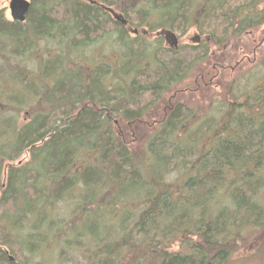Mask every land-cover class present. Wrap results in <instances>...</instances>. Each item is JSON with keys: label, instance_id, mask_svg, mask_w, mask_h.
<instances>
[{"label": "trees", "instance_id": "1", "mask_svg": "<svg viewBox=\"0 0 264 264\" xmlns=\"http://www.w3.org/2000/svg\"><path fill=\"white\" fill-rule=\"evenodd\" d=\"M114 14L146 34L131 38ZM25 20L0 10V221L14 225L6 234L0 223V264H16L7 253L32 211L33 255L46 247L57 259L65 247L82 264H226L245 248L264 264V49L259 70L206 106L175 99L196 64L198 85L211 84L209 46L264 24V0H32ZM191 28L210 38L177 50L148 39ZM39 42L52 61L22 66ZM157 106L166 109L133 145Z\"/></svg>", "mask_w": 264, "mask_h": 264}, {"label": "rangeland", "instance_id": "2", "mask_svg": "<svg viewBox=\"0 0 264 264\" xmlns=\"http://www.w3.org/2000/svg\"><path fill=\"white\" fill-rule=\"evenodd\" d=\"M29 1H32V0H29ZM8 3H9V0H0V10H2L4 12L5 17L10 20L11 17L9 14ZM117 12L121 13L119 11ZM23 23L26 24L27 20H25ZM129 27L132 29L136 28L138 32L137 35H139L143 30H145V29H141L140 27H137L133 21H130ZM127 30H128L129 36L131 38H134L135 33H132L130 29H127ZM172 32L176 34L178 41H179V43L177 42V48L175 50L185 45H191L193 47L200 46L204 40H208L210 38L208 35L201 34L199 31L196 30V28H191L187 30L186 32H182L180 30H173ZM196 37H198L197 40H195ZM156 38L158 37L152 36L148 39L151 42H154V39L155 41L158 40ZM160 38H161L163 47L164 46L168 47L169 44L165 45L163 36H161ZM30 39H33V38H30ZM5 40L7 41V36L0 34V48H2L5 45L6 43ZM229 41L230 42L226 44L225 46H223L221 49L217 48L216 46H212V45L209 46V50L211 51V58L210 59L208 58L206 62H203L204 60L202 61L203 62L201 64L202 67L207 68L204 70V72L207 73L206 79H210L209 81L211 82V84L209 83L210 85L208 86L206 85V83L202 82V84L198 85V79L196 78V76H194V74H192L193 70L197 69L199 66L196 64V67L194 66L195 68H192L189 75H187V77L180 83L179 86L181 88L180 90L181 93L177 95V97L175 98L176 100H180L181 102H184L187 105H190V107L191 106L194 107L196 105L198 106V104L206 106L207 104L210 103V98L215 97V96L221 97L222 94H225L226 90L228 93L229 87L232 86L233 83H235L236 80H239L243 75L249 76L250 74H253L254 70H259L258 61L261 57V53L263 51L262 49H264V24H262L256 29L249 31V33L244 34L242 37L230 38ZM257 42L261 44L260 49L256 51L252 50V48ZM100 43L101 41L95 42L93 44L94 49L98 48V51H101L99 47ZM42 46H45V45L44 43H40V42L39 44L34 45L35 48H33L30 53L28 52L30 57H25V58L23 57V61L21 62V65L26 66V68L28 69L34 70L37 68V62L39 60H46L48 57L49 60L52 61L53 54L48 56L47 52L45 51V47H42ZM109 47L113 48L115 51L117 50L116 46L109 45ZM49 48L51 51L54 50V44H50ZM103 48L104 50H107V48L105 47ZM5 51L7 53H10L11 51L10 47L9 48L7 47ZM11 62L14 63V61H11ZM1 63H2V60H0V64ZM61 63L63 65L65 61L61 60ZM211 71H214L215 76H209L211 74ZM169 95H170V92L165 95V98H167ZM174 95H175V92L172 93V96ZM171 100L172 102H175L173 98ZM168 101L171 103L170 99H168ZM25 108L26 106H24V108L21 110L19 115H17L19 119L28 118L27 109ZM165 109L166 108L164 107L160 108L159 106H157L150 110L147 116H145V118L143 119L142 124L138 129L137 134L140 138L134 139L133 145L137 146L136 145L137 143L142 142L143 138L145 139L144 136L146 134L144 133H146L148 129H152L151 127L155 126V125L150 126L149 123H152V121L158 120V119H154L153 117L155 115L159 117L161 111L164 112ZM150 116H152V118H148ZM17 159H21L22 162H25L29 159V154L26 153L23 156L20 155L18 158H15L14 160L16 161H14L13 164L16 165ZM3 177L4 176L2 175L1 178L4 179ZM25 218L26 216H22L20 220L23 221ZM15 219H17V217L13 218V220ZM27 221L22 222V224L21 222H18L20 223V225L18 223L16 224V227H15L16 232L19 233V236H20V240H19L21 243L20 248L19 250L9 249L10 251L7 253V255L12 257L13 262H15L16 264H24V263L25 264H52L53 261H55V264H82V262L80 261L79 253L69 248L67 249L65 247L64 248L59 247L56 249L57 259H55V257L53 256L54 253H52L51 250L46 249L44 245H43L44 248L39 249V251H41L44 255H42V253L40 252H35L33 255V247L32 248H29V247L33 245L38 249V247H40L38 244H40V241H41L38 236L33 237L31 229H30V227L33 226V222L37 224V221H33V211L31 212V214H29V219ZM0 223L1 225L4 226L5 228L4 231L6 234L7 232L12 234L14 225L12 227L10 224L7 223L6 219L1 220ZM24 236L28 243L25 240H22ZM7 239L11 240L10 234H9V238ZM25 243L28 245H26ZM26 248L29 250L26 251L27 250ZM226 264H262V257L254 249L250 250V249L243 248V249H240L235 255H233V257Z\"/></svg>", "mask_w": 264, "mask_h": 264}, {"label": "water", "instance_id": "3", "mask_svg": "<svg viewBox=\"0 0 264 264\" xmlns=\"http://www.w3.org/2000/svg\"><path fill=\"white\" fill-rule=\"evenodd\" d=\"M30 7V1L29 0H9L8 3V9L9 14L12 20L18 21V22H24L26 19V15L28 13ZM115 18L122 20L123 23H126V20L122 18V16L114 14ZM147 31L143 30L142 33H146ZM132 33L137 34V29H133ZM157 34H164L165 38L168 40V42L171 44V46L176 49L177 48V42L178 38L176 34L170 30H160L157 32ZM198 37L195 38L197 40ZM12 260V257H10Z\"/></svg>", "mask_w": 264, "mask_h": 264}, {"label": "flooded vegetation", "instance_id": "4", "mask_svg": "<svg viewBox=\"0 0 264 264\" xmlns=\"http://www.w3.org/2000/svg\"><path fill=\"white\" fill-rule=\"evenodd\" d=\"M120 21L122 22V20H120ZM122 24H123L125 27H126V26L129 27V24H128L127 21H126V23H123V22H122ZM127 29H130V31L132 32V30H133L134 28L132 29V28L129 27V28H127ZM158 31H160V30H156V31H154V32H153V33H154L153 36H154V37H161V36H163L165 45L169 44L168 47L174 49V48L171 46V44L168 42V40L164 37L163 34H157ZM137 34H138V33H137ZM137 34H135V35H137ZM145 34H146V33H145ZM178 43H179V41H178ZM253 50H255V48H253ZM201 79H202V77H201ZM207 80L209 81L210 79H207ZM209 82H210V81H209ZM9 257H10V256H9ZM10 260H11V259H10ZM12 260H13V259H12Z\"/></svg>", "mask_w": 264, "mask_h": 264}, {"label": "bare ground", "instance_id": "5", "mask_svg": "<svg viewBox=\"0 0 264 264\" xmlns=\"http://www.w3.org/2000/svg\"><path fill=\"white\" fill-rule=\"evenodd\" d=\"M203 57H205V56H203ZM204 59V58H203ZM206 60H204V62H205ZM195 62V61H194ZM199 64V63H198ZM209 64V63H208ZM207 65V64H206ZM202 66V65H201ZM196 67V66H195ZM194 68V67H193ZM195 70V69H194Z\"/></svg>", "mask_w": 264, "mask_h": 264}]
</instances>
